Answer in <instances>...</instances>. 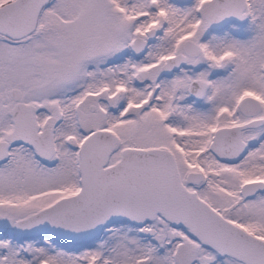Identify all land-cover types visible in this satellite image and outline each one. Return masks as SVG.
<instances>
[{"label": "snow or ice", "instance_id": "1", "mask_svg": "<svg viewBox=\"0 0 264 264\" xmlns=\"http://www.w3.org/2000/svg\"><path fill=\"white\" fill-rule=\"evenodd\" d=\"M0 264H264V0H0Z\"/></svg>", "mask_w": 264, "mask_h": 264}]
</instances>
